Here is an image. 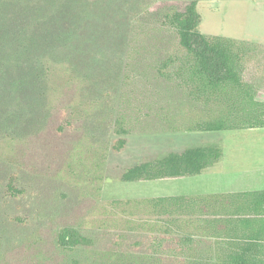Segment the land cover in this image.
<instances>
[{
	"label": "rangeland",
	"instance_id": "374dc122",
	"mask_svg": "<svg viewBox=\"0 0 264 264\" xmlns=\"http://www.w3.org/2000/svg\"><path fill=\"white\" fill-rule=\"evenodd\" d=\"M187 3L0 0V264H180L195 253L149 200L240 187L123 173L195 145L259 157L264 128L193 129L220 107L190 97L176 73L186 49L164 15ZM198 10L201 32L240 40L241 72L264 101V0ZM65 227L88 242L63 247Z\"/></svg>",
	"mask_w": 264,
	"mask_h": 264
},
{
	"label": "trees",
	"instance_id": "16d2710c",
	"mask_svg": "<svg viewBox=\"0 0 264 264\" xmlns=\"http://www.w3.org/2000/svg\"><path fill=\"white\" fill-rule=\"evenodd\" d=\"M200 0L164 15L186 49L177 59V76L196 101L219 106L215 117L194 130L216 132L264 128V101L241 72L242 45L199 29ZM223 148L195 145L138 162L123 173L125 181L181 178L201 174L218 162ZM152 210L175 221L180 251H195L180 264H264V189L211 194H177L149 200ZM60 244L71 248L88 242L77 229L60 231Z\"/></svg>",
	"mask_w": 264,
	"mask_h": 264
},
{
	"label": "crops",
	"instance_id": "0c3cea01",
	"mask_svg": "<svg viewBox=\"0 0 264 264\" xmlns=\"http://www.w3.org/2000/svg\"><path fill=\"white\" fill-rule=\"evenodd\" d=\"M222 36L236 39L228 35ZM222 148L223 153L220 160L196 176H207V178L211 176L215 180L213 185L240 188H223L224 190L218 192L196 194L264 189V156L260 155V152H264V149H259V157H256L254 154L257 153L253 152L254 149L252 147L226 146ZM219 167L222 168L219 170Z\"/></svg>",
	"mask_w": 264,
	"mask_h": 264
}]
</instances>
